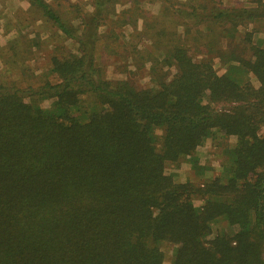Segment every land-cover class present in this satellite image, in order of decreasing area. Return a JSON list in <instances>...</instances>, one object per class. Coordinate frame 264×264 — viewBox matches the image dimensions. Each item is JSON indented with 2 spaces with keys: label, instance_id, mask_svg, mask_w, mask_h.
<instances>
[{
  "label": "trees",
  "instance_id": "trees-1",
  "mask_svg": "<svg viewBox=\"0 0 264 264\" xmlns=\"http://www.w3.org/2000/svg\"><path fill=\"white\" fill-rule=\"evenodd\" d=\"M113 1L93 0L77 32L45 0H29L77 50L50 57L55 83L0 82V264H162V244L170 264H264V43L247 34L248 58L231 46L222 75L173 46L152 71L174 65L173 77L136 88L95 63L107 14L113 26L130 23ZM256 3L191 13L233 38L264 19ZM229 137L215 176L194 183L166 172L186 160L201 177L196 149Z\"/></svg>",
  "mask_w": 264,
  "mask_h": 264
},
{
  "label": "rangeland",
  "instance_id": "rangeland-1",
  "mask_svg": "<svg viewBox=\"0 0 264 264\" xmlns=\"http://www.w3.org/2000/svg\"><path fill=\"white\" fill-rule=\"evenodd\" d=\"M45 1L77 32L81 29L80 18L93 12V0ZM256 1L259 0H115L112 2L115 12L124 20L130 16V23L113 26L110 18L113 20L114 17L107 14L108 18L98 27L100 38L96 43L95 63L107 79H124L136 88H148L155 85L157 77L160 81L173 77L174 65L163 68L159 75L157 72L152 75L153 67L157 66L153 61L161 60L167 49L181 46L193 60H209L215 72L222 75L231 46L236 47L238 56L241 54L248 58L250 44L264 43V19L244 23L231 38L230 28L226 24H211L209 32L204 23L199 24V16L192 15V7L195 6L197 13L202 14L213 4L222 8H252L257 6ZM260 1L264 4V0ZM204 6L206 9L203 10ZM222 28L225 31L222 32ZM112 29L114 34L110 33ZM247 34L250 35V44L244 41ZM14 39L17 44H14ZM12 46L15 53L10 50ZM76 50L75 41L62 36L41 18L40 12L32 8L29 0H0L1 83H14L22 90L29 86L38 87L45 81L55 83L57 79L50 71V57L59 52L75 53ZM14 54L18 55L17 58L21 56L22 63L13 62V57H16ZM249 79L253 85H257L252 75H249ZM51 102L46 100L41 105L48 107ZM259 134L264 135V126L260 128ZM234 140L233 137L226 141L216 139L213 143L207 140L196 149L195 156L204 168L201 177L193 171V178L192 169L186 160L178 164L168 163L165 170L182 181H205L219 171L218 150L227 142L233 145ZM193 202L199 206L202 204L199 198ZM215 230L214 227L213 233ZM161 248L164 253L162 264H170L172 247L162 244Z\"/></svg>",
  "mask_w": 264,
  "mask_h": 264
}]
</instances>
